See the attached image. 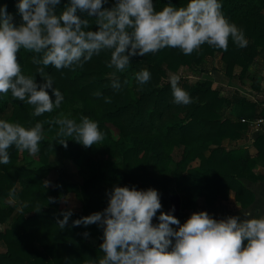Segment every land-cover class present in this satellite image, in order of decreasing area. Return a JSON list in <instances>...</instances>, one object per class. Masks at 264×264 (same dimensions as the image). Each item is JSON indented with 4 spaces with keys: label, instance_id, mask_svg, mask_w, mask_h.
Instances as JSON below:
<instances>
[{
    "label": "trees",
    "instance_id": "trees-1",
    "mask_svg": "<svg viewBox=\"0 0 264 264\" xmlns=\"http://www.w3.org/2000/svg\"><path fill=\"white\" fill-rule=\"evenodd\" d=\"M186 2L153 0V5L160 9L169 3L180 7ZM67 3L60 0L55 11H62ZM0 4L7 6L14 25L22 23L16 0H0ZM114 4L115 0H106L103 7ZM222 12L243 30L246 47L229 38L227 50L205 43L189 55L178 48L134 55L128 69L116 73L119 89L112 87L116 69L108 67L109 49L94 54L83 66L61 69L34 64L32 57L41 53L23 48L17 52L23 74L35 76L39 84L44 78L38 69L43 68L52 77L53 87L62 93L63 101L59 108L37 116L33 115L34 106L12 97L10 90L0 94V113L10 108V122L25 127L41 122L44 135L32 161L25 160L27 150L12 145L8 149L9 163L0 164V225H5L0 227V243L4 246L0 264H98L103 256L99 248L103 227L95 223L76 226L72 221L102 211L108 202L106 193L115 185L155 188L164 212L170 195L178 194L180 213L176 217L181 223L194 212L201 197L214 212L218 201L228 199L231 193L240 208L252 203V190L242 179L264 177L254 171L258 162L264 167V134L253 141L254 155L233 143L247 134L249 125L241 119L264 117V106L237 89L221 94L215 82L207 78L194 82L180 78L179 85L190 94L192 103L176 104L170 86V76L182 66L204 72L217 70L231 79H242L258 57L264 59V0H222ZM77 14L96 30V17L86 11ZM216 55L220 65L214 63ZM236 67L240 68L238 73ZM144 69L151 73V79L141 85L135 74ZM251 85L256 90L260 87L255 82ZM46 90L54 100L52 90ZM61 114L77 122L82 116L95 120L103 139L86 147L68 137L64 147L59 143L64 137L57 134L54 122ZM52 148L74 162L82 177L81 207L72 211L63 229L57 225L64 211L63 200L76 184L62 178L53 185L45 182L53 169L49 160ZM176 149L179 156L173 158ZM152 222L157 223V218Z\"/></svg>",
    "mask_w": 264,
    "mask_h": 264
},
{
    "label": "clouds",
    "instance_id": "clouds-1",
    "mask_svg": "<svg viewBox=\"0 0 264 264\" xmlns=\"http://www.w3.org/2000/svg\"><path fill=\"white\" fill-rule=\"evenodd\" d=\"M60 0H16L22 23L14 25L7 6L0 4V94L8 93L33 107V115L59 108L63 95L53 87L51 76L37 83L35 76L25 75L17 62V52L23 48L33 56L34 64L56 69L83 66L101 50H111L108 67H114L112 87H121L117 72H124L134 55L144 56L163 48H178L185 55L198 50L202 44L227 50L229 38L239 47L248 40L235 23L222 12V0H187L184 6L171 3L154 8L153 0H115L104 8L106 0H68L57 13ZM95 15L96 30L88 27L89 20L77 13ZM143 85L151 73L141 70L135 74ZM178 75L170 76L173 102L190 104L192 97L179 85ZM51 89L55 99H51ZM99 95V93H97ZM57 134L84 146L103 139L98 123L86 116L80 121L61 114L55 118ZM44 138L41 122L25 127L17 122L0 119V164L10 161L8 149L15 145L29 154H37ZM107 206L72 221L73 225L98 224L103 227L99 245L103 256L98 264H264V216L239 219L229 216L217 220L207 211L192 212L181 223L172 214L162 211L160 194L155 188L115 185L107 193ZM158 210H160L158 212ZM72 216L71 208L58 219L63 229ZM153 217L157 223L153 224ZM177 225L178 227H172ZM87 235V233H85ZM246 241V243H243Z\"/></svg>",
    "mask_w": 264,
    "mask_h": 264
},
{
    "label": "rangeland",
    "instance_id": "rangeland-1",
    "mask_svg": "<svg viewBox=\"0 0 264 264\" xmlns=\"http://www.w3.org/2000/svg\"><path fill=\"white\" fill-rule=\"evenodd\" d=\"M219 55H216L214 58V63L216 65H220ZM260 59L257 61V66H250L248 68L247 73L241 79L238 76L235 79H222L218 75H213L214 71L204 72L199 68H189L187 66H182L179 68L177 74L181 79H187L191 82H194L199 79H211L215 82L216 86L219 88L221 94H226L231 92L233 89L239 90L243 95H245L250 100L257 99L258 103H264V59L260 56ZM240 70L239 67H236L235 71L238 73ZM130 81V79H129ZM258 83L259 89L256 90L252 88V83ZM261 105V104H260ZM10 108L5 109L0 113V119H5L10 121ZM114 136L116 135V130L112 128ZM248 137H252V128H248L247 134ZM179 156V150H175L173 152V158H177ZM26 161H32L33 154H29L28 152L25 154ZM50 163L53 165V169L49 172L45 182L48 185H53L54 181L57 178H62L64 180L74 182L76 185L73 189L68 192L63 200L62 209L66 210L71 208L72 211L79 210L81 207V197H80V183L82 182V177L79 174L78 166L70 161L65 160L62 156L60 150L56 148H52L49 157ZM18 186L16 187V189ZM13 201V200H12ZM195 211V210H194ZM5 225H0L1 228H4ZM4 249L2 243H0V251Z\"/></svg>",
    "mask_w": 264,
    "mask_h": 264
},
{
    "label": "crops",
    "instance_id": "crops-1",
    "mask_svg": "<svg viewBox=\"0 0 264 264\" xmlns=\"http://www.w3.org/2000/svg\"><path fill=\"white\" fill-rule=\"evenodd\" d=\"M257 59L259 60L260 58L258 57ZM257 59H256V63H254L253 66L258 65ZM213 75H218L222 79L229 78L226 75H224L222 72L217 70L213 72ZM253 101L257 102V99L256 100L253 99ZM260 104L264 106V103H260ZM258 134H262V133H255L252 131V137L251 136L248 137L246 135L245 137L236 140V142L233 143V145L246 148L248 152L254 155L256 150L253 145V141L255 140ZM254 171L256 173L264 174V167L261 165L260 162H258L255 165ZM242 182L252 190V194H253L252 203L247 208L245 209L240 208L239 202L234 199L233 194L231 193L228 199L218 201L217 212H214L212 207L206 206L204 204V199L202 197L197 200L195 211L205 210L210 216H212L217 220L225 219L229 216H235L241 220L247 218L248 216H264V177L260 180H255V181L242 179Z\"/></svg>",
    "mask_w": 264,
    "mask_h": 264
},
{
    "label": "built area",
    "instance_id": "built-area-1",
    "mask_svg": "<svg viewBox=\"0 0 264 264\" xmlns=\"http://www.w3.org/2000/svg\"><path fill=\"white\" fill-rule=\"evenodd\" d=\"M241 121L248 123L253 132L264 134V117H256L249 120L242 118Z\"/></svg>",
    "mask_w": 264,
    "mask_h": 264
},
{
    "label": "water",
    "instance_id": "water-1",
    "mask_svg": "<svg viewBox=\"0 0 264 264\" xmlns=\"http://www.w3.org/2000/svg\"><path fill=\"white\" fill-rule=\"evenodd\" d=\"M92 16L95 17V15ZM169 199H170V204L165 212L174 209V211H172V214L178 216V214L180 213V196L178 194L173 193L170 195Z\"/></svg>",
    "mask_w": 264,
    "mask_h": 264
}]
</instances>
